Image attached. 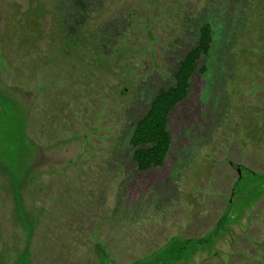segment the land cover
<instances>
[{"label":"rangeland","instance_id":"374dc122","mask_svg":"<svg viewBox=\"0 0 264 264\" xmlns=\"http://www.w3.org/2000/svg\"><path fill=\"white\" fill-rule=\"evenodd\" d=\"M73 1L0 0V264H264V0ZM204 24L137 172L129 124Z\"/></svg>","mask_w":264,"mask_h":264},{"label":"trees","instance_id":"16d2710c","mask_svg":"<svg viewBox=\"0 0 264 264\" xmlns=\"http://www.w3.org/2000/svg\"><path fill=\"white\" fill-rule=\"evenodd\" d=\"M72 7L81 14L86 11L83 0H74ZM213 44L211 27L208 24L200 26L193 45L171 70L169 83L154 90L144 113L129 124L127 148L135 171L141 173L163 167L172 147L168 127L171 112L187 99L194 75L205 74L201 63L210 56ZM230 51L229 47L226 53ZM124 114L123 110L122 118Z\"/></svg>","mask_w":264,"mask_h":264}]
</instances>
